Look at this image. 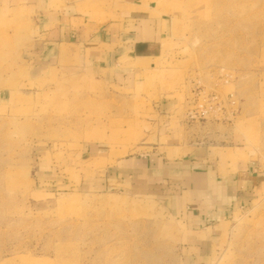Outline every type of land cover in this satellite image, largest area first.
<instances>
[{"label": "rangeland", "instance_id": "1", "mask_svg": "<svg viewBox=\"0 0 264 264\" xmlns=\"http://www.w3.org/2000/svg\"><path fill=\"white\" fill-rule=\"evenodd\" d=\"M153 1L158 55L104 81L85 50L40 65L34 13L0 0V264H264V0ZM248 167L246 202L199 209Z\"/></svg>", "mask_w": 264, "mask_h": 264}, {"label": "crops", "instance_id": "2", "mask_svg": "<svg viewBox=\"0 0 264 264\" xmlns=\"http://www.w3.org/2000/svg\"><path fill=\"white\" fill-rule=\"evenodd\" d=\"M16 1V4L24 10H31L34 13L40 26V33L43 32L48 36L40 46V65L50 66L51 60L58 58L60 50L66 52L76 49L85 50L87 54L94 56V58H88L92 64L91 70L98 71V74L102 76L101 80L113 81L115 76L121 78L117 72L120 71L122 63H125L124 58L153 57L160 51L159 17L156 12L154 13L156 3L153 0H118L119 8L114 11L108 21L89 19L91 15L86 11L88 0ZM72 36L75 38L74 41L70 40ZM48 51L56 53L53 52L54 54L45 57ZM139 160L148 165L147 158ZM159 167L156 164L154 168ZM146 168L148 167L145 166L143 169L146 170ZM249 170L248 167L243 173L239 169H234L229 176L223 174L220 176L217 172L216 177L221 181L215 184L213 191L215 204L212 205L211 202L208 204L209 198L206 194L212 191L204 186L200 189V194L204 197L200 196L199 209L214 210L216 214L220 213L224 216L230 207L242 205L244 200L246 202L255 190V180ZM244 174L246 176L242 181L240 176ZM147 176L151 178L154 175L147 174ZM161 176L164 177V175ZM157 177L160 176L157 175ZM207 216L206 214L195 218L188 226L197 225L200 229L204 221L208 220Z\"/></svg>", "mask_w": 264, "mask_h": 264}, {"label": "bare ground", "instance_id": "3", "mask_svg": "<svg viewBox=\"0 0 264 264\" xmlns=\"http://www.w3.org/2000/svg\"><path fill=\"white\" fill-rule=\"evenodd\" d=\"M120 264V263H119Z\"/></svg>", "mask_w": 264, "mask_h": 264}]
</instances>
